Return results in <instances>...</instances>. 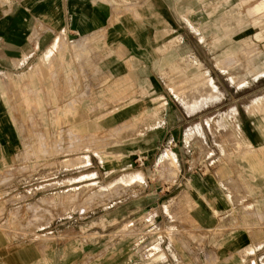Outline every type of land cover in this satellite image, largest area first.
Masks as SVG:
<instances>
[{"label":"rangeland","instance_id":"374dc122","mask_svg":"<svg viewBox=\"0 0 264 264\" xmlns=\"http://www.w3.org/2000/svg\"><path fill=\"white\" fill-rule=\"evenodd\" d=\"M261 1L264 11V0L177 3L182 20L201 33L183 40L171 33L159 53L172 50L173 63L156 66L155 84L136 75L123 81L102 73L88 60L90 41L60 35L42 82L29 85V103L20 98L19 83L3 96L13 118L22 119L17 126L23 143L12 161L0 166V187L11 190L13 208L0 212L3 246L36 234L41 264H113L119 251L126 256L118 262L125 264H264V174L244 170L234 152L237 141L259 147L264 133V112L254 108L264 102V74L249 64L247 54L252 43L264 51V26L254 27L247 12ZM108 2L117 14L141 4ZM181 41L187 47L179 50ZM232 50L235 57L228 60L239 65L228 71L220 60ZM200 73L213 80L216 92L184 101L179 92ZM34 90H42V98ZM164 91L189 106L187 148L180 158L179 147H163L152 162H135L133 156L147 157L142 142L155 133L149 128L164 122ZM96 122L100 128L93 130ZM168 152L175 173L161 170ZM180 168L186 174H179ZM204 178L216 180L226 193V210L210 209L213 226L196 221L197 206L212 203L193 181ZM190 182L202 200L198 204ZM239 235L255 255L245 256L246 247L231 244ZM5 262L0 257V264Z\"/></svg>","mask_w":264,"mask_h":264},{"label":"crops","instance_id":"0c3cea01","mask_svg":"<svg viewBox=\"0 0 264 264\" xmlns=\"http://www.w3.org/2000/svg\"><path fill=\"white\" fill-rule=\"evenodd\" d=\"M181 1L134 0L136 3H141L140 7L127 13L121 10L120 14L116 13L108 0H7V3L0 2V166L5 162L12 161L23 145L17 126L22 125V119L17 121L13 118L3 96L6 93L11 94L13 83H19L20 98L23 100L25 98L26 104L29 103V85L42 82L40 77L43 69L51 66L55 61V59L52 61L50 52L60 44V40H58L60 35L69 41L79 40V38L90 41L88 48L85 47V50H92V55L88 60L102 73L123 81L131 78V75H136L154 83L157 81L156 66L169 67L173 63L172 50L165 54L159 53L171 33H179L181 40L189 33L195 36L201 33L200 30L189 28V23L182 20V8L179 10L177 6V3ZM183 1L186 3L188 0ZM240 1L244 2V0ZM262 3L263 1L247 11L248 16L252 18L254 27L264 26ZM183 45L184 42L181 41L178 49L181 50ZM247 45L249 47L247 54L250 55L249 64L263 75L264 51L259 50L254 43ZM79 48L78 45L75 46L77 54L81 55L82 53L78 52ZM222 55L220 64L226 68L225 70L229 71L238 67V62L228 60L235 57V51L224 52ZM69 59L72 60V54H69ZM198 79L201 81H197ZM186 83H189V86L179 92L181 98L186 102H191L193 96L202 92L211 94L216 92L213 80L206 73H200L194 78L186 80ZM2 86L4 90H1ZM206 87H209L212 92ZM39 90L33 91L34 96L42 98V90ZM110 92L109 90L107 94ZM163 97L168 100L164 122L158 124V127L156 125L149 128V131L155 133L142 142V151L147 153V157L133 156L135 162H152L157 156V150L163 147H179L175 156L180 158L183 149L187 148V127L185 126L188 123L187 110L189 106L171 91L169 93L164 91ZM134 99L131 98L130 102H133ZM251 104L248 105L249 108ZM254 108L256 111L264 112V102L255 103ZM106 116L108 115L101 116L99 120L105 119ZM97 123L92 124L93 130L100 128ZM262 130L264 131V129ZM260 136L262 144L259 147L253 146L251 142L237 141L234 152L239 154L244 170L251 174L263 175L264 133H261ZM174 150L177 151V149ZM170 156L172 162L170 170L163 168L165 166L162 165V161L160 163L161 170L175 173L174 158L171 154ZM179 174H186V171L180 168ZM174 175L176 174H170L168 177L172 178ZM193 181L200 189L201 195L207 196L212 201L211 205L205 203L201 207L197 206L196 221L200 226H213L215 215L210 209H215L214 213L225 211L226 193L212 178ZM189 187L198 204L202 200L194 191V183L190 182ZM11 207V190H8V187H0V212H4L5 215L7 211L13 209ZM218 223L220 224V222ZM32 237L29 241L28 238H25L26 240L23 239V241L15 242L9 246L7 243L8 247H5L3 246L4 238L0 233V257L6 260L5 264H41L43 254L38 241L40 236L32 234ZM236 239L231 244L246 247L243 250L249 254L245 256L255 255L254 247L247 245L246 241L248 240L244 235H239ZM119 252L122 256L117 258L113 264H125L122 260L118 262L126 256L123 251ZM244 262L246 263V260Z\"/></svg>","mask_w":264,"mask_h":264},{"label":"bare ground","instance_id":"6f19581e","mask_svg":"<svg viewBox=\"0 0 264 264\" xmlns=\"http://www.w3.org/2000/svg\"><path fill=\"white\" fill-rule=\"evenodd\" d=\"M210 82V81H209ZM207 84H208V82H207ZM208 86H210V84H208ZM211 88V87H210ZM206 89H209V87H206ZM210 90V89H209ZM208 90V91H209ZM211 91V90H210ZM215 91V90H214ZM212 92V91H211ZM208 93V92H207ZM183 96V95H182ZM188 98V97H187ZM188 100V99H187ZM171 156H170V154L169 153H167L165 156H164V158L162 159V165H164L165 167H163L164 169H167V168H169V167H171L172 165H171ZM168 170H170V168L168 169Z\"/></svg>","mask_w":264,"mask_h":264}]
</instances>
